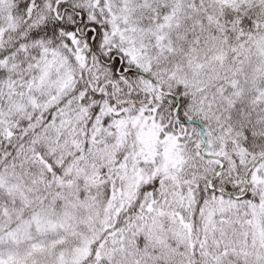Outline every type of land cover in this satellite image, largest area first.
I'll list each match as a JSON object with an SVG mask.
<instances>
[{
	"label": "snow or ice",
	"instance_id": "1",
	"mask_svg": "<svg viewBox=\"0 0 264 264\" xmlns=\"http://www.w3.org/2000/svg\"><path fill=\"white\" fill-rule=\"evenodd\" d=\"M0 264H264V0H0Z\"/></svg>",
	"mask_w": 264,
	"mask_h": 264
}]
</instances>
